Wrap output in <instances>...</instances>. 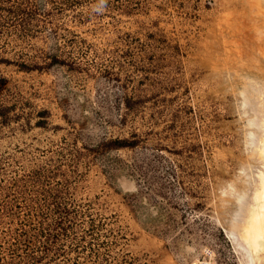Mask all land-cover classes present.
Masks as SVG:
<instances>
[{
  "label": "rangeland",
  "instance_id": "obj_1",
  "mask_svg": "<svg viewBox=\"0 0 264 264\" xmlns=\"http://www.w3.org/2000/svg\"><path fill=\"white\" fill-rule=\"evenodd\" d=\"M254 86L264 0H0V264H264Z\"/></svg>",
  "mask_w": 264,
  "mask_h": 264
},
{
  "label": "bare ground",
  "instance_id": "obj_2",
  "mask_svg": "<svg viewBox=\"0 0 264 264\" xmlns=\"http://www.w3.org/2000/svg\"><path fill=\"white\" fill-rule=\"evenodd\" d=\"M255 85V84H254ZM254 88V89H253ZM250 89H253L251 93H243L242 94V105L243 107L246 109V107H248V111L250 109V113L252 115V117L249 119V122H250V125H254L256 123V118L253 117V115H258L259 116V112H258V108L257 106L254 104L256 103L255 100L257 101L258 98H261V101H264V92L260 91L261 89L257 86H254V87H250ZM244 109V110H245ZM246 112V110H245ZM259 123V122H258ZM258 125V124H257ZM259 125H261V123H259ZM258 125V126H259ZM262 126V125H261ZM260 126V127H261ZM263 127V126H262ZM262 130H264L262 128ZM259 180V179H258ZM261 181V180H260ZM263 181V180H262ZM262 183V182H261ZM246 199V198H245ZM244 197H240V211L233 217V220H232V223L234 221V223L236 224V221L240 224L241 222L243 223L242 226L245 225V220H246V208H252L250 202L247 200H245ZM245 212V213H244ZM245 219V220H244ZM257 219V216L256 215H253V217L250 219L251 221H248L247 224H249V227H247V235L245 236V240L248 244H256L260 239L261 237H259V235H263L264 234V228L260 225L259 221L256 220ZM233 225L232 224V229H233ZM236 227V225H235ZM237 228V227H236ZM236 228H234L235 230H237ZM233 229V230H234ZM241 229V228H240ZM233 230L229 231L228 234H229V238L231 239V241L236 245V246H239V244L241 243L239 240H237L235 238V233L233 232ZM239 230V229H238ZM237 232V231H236ZM263 237V236H262ZM240 243H239V242ZM246 247V246H245ZM240 248V247H239ZM248 253H249V259H250V264H253V256L255 254H260V253H256L254 250H251L249 249L248 250ZM262 253V252H261ZM264 253V252H263Z\"/></svg>",
  "mask_w": 264,
  "mask_h": 264
}]
</instances>
